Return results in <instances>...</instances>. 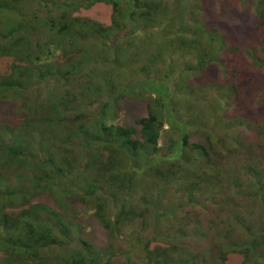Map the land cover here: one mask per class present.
Masks as SVG:
<instances>
[{
	"label": "trees",
	"instance_id": "trees-1",
	"mask_svg": "<svg viewBox=\"0 0 264 264\" xmlns=\"http://www.w3.org/2000/svg\"><path fill=\"white\" fill-rule=\"evenodd\" d=\"M201 2L0 0V264H264V0L220 3L252 7L246 29ZM100 3L109 26L75 15ZM126 98L147 116L127 125Z\"/></svg>",
	"mask_w": 264,
	"mask_h": 264
},
{
	"label": "rangeland",
	"instance_id": "rangeland-1",
	"mask_svg": "<svg viewBox=\"0 0 264 264\" xmlns=\"http://www.w3.org/2000/svg\"><path fill=\"white\" fill-rule=\"evenodd\" d=\"M202 4L204 5L205 13H204V20L210 22L215 20H221L220 22H227L233 27L240 26L243 27L242 29L250 28L252 27L253 23L248 21L250 18L253 22V8L248 7L246 8V11L242 8H239V4L237 5H230V4H224V7L226 8L225 15L219 17L218 11L220 10V3L224 0H208L209 3L206 5V0H201ZM240 1V0H237ZM240 6L242 7V3H240ZM242 9V10H241ZM196 12V10H195ZM112 7L107 4H96L93 7H91L88 10L82 9L81 11L77 12L75 15L80 16L83 18L90 19L92 21L99 22L105 26H109L112 23ZM183 23L188 24L189 23V17L186 16L184 18ZM242 29H237L238 32H242ZM130 30L127 29L124 32H122L115 41H122L120 38H124L125 36L129 35ZM152 30H148L146 33L143 31H137L135 33V36L132 38L126 40H133L135 43V46H133L131 49L136 50L138 49L141 54L144 53L146 50L147 44H146V37L147 34H153ZM156 36V34L154 35ZM128 38V37H127ZM113 42L110 41V44ZM178 58L181 56L180 54L176 55ZM10 64V60L7 58H0V74L5 73V71L8 69V65ZM124 73V72H122ZM139 78L143 77V74H139ZM126 74H124L123 82L126 80ZM9 107L5 104L0 105V125L2 123V119H9V116L11 113H9ZM119 115L124 118L125 123L127 125L132 124L136 119H139L141 117L147 116V104L145 101L140 100H131V99H124L123 102L120 103V111ZM5 121V120H4ZM166 144V139L164 136L161 137L159 146L164 147ZM130 198L134 201H138V195L136 193L132 194ZM39 201L42 202H48L51 203L50 197H42L39 198ZM50 201V202H49ZM131 202V201H130ZM78 209H83V207L79 204L76 206ZM195 213H201V206H196L195 209H193ZM202 214V213H201ZM79 221L81 224L85 227V237L92 242L95 246H105L107 242L110 240L108 233L106 230L103 229V227L100 225V223L95 219V217H80ZM171 222V220H165L161 222L160 224H155L149 229V232H152V230L156 227L159 228V226H165L168 225ZM148 228V226H147ZM146 228V229H147ZM133 228L126 227L123 228L124 235L126 237H123V247L129 248L131 246L132 242H135L136 238H132L130 236V233ZM151 234H149L150 236ZM135 239V240H134Z\"/></svg>",
	"mask_w": 264,
	"mask_h": 264
}]
</instances>
